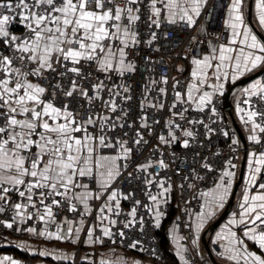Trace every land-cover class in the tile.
<instances>
[{"label":"snow or ice","instance_id":"obj_1","mask_svg":"<svg viewBox=\"0 0 264 264\" xmlns=\"http://www.w3.org/2000/svg\"><path fill=\"white\" fill-rule=\"evenodd\" d=\"M210 2L0 0V227L48 240L93 246L103 245L105 238L125 244L126 230L138 227L142 232L145 218L138 213L141 207L153 216L155 226H160L164 215L160 208L168 202L173 185L170 177L161 178L149 169L170 168L162 149L176 144L185 150L197 144L204 147L197 139L200 128L209 140L217 132L229 137L228 131L214 126L212 115L218 116L214 96L223 95L222 81H234L258 67L264 68V41L246 22L245 0H228L223 25L230 29V35L217 37L216 43L207 40L210 54L191 56L186 80L166 73L153 78L151 66L163 61L145 58L149 76L139 98L141 114L138 119L132 117L133 90L127 78L138 70L136 61L130 58L132 53L141 43L151 47L161 37L167 40L165 26L183 24L192 29L202 13H207ZM254 2L258 23L264 26V0ZM14 26H22L23 32L12 31ZM142 27L147 29V39H142ZM157 30H161L159 35ZM199 31H205V26ZM191 42L201 43L197 37H192ZM153 51L159 52L160 48ZM176 70L183 73L184 67L177 65ZM241 95L236 111L249 127L251 134L247 139L264 147L261 135H257L264 134V81L253 82L242 89ZM165 109L167 118L157 119L156 113ZM202 117H207L208 122ZM161 119L163 130L157 134ZM145 134L155 137L157 143L147 160L137 165L134 172H128L125 179L136 180L144 173L146 188L158 185L155 194L144 193L151 205L136 199L133 192L113 186L129 167L127 162L134 149L149 144ZM237 144L233 138L230 149L235 151L233 146ZM156 153L160 158L154 160ZM168 156L173 162L178 159L175 152ZM193 159L203 161L198 167L215 171L211 160L199 152ZM248 166L249 175L237 210L217 233L223 248L218 255L236 264H264V254L249 250L245 243L246 238L264 250V182L257 180V174L264 169V151L249 153ZM235 167L231 159L227 160L215 187L199 192L205 198L201 207L207 211L197 215V236L215 208L224 207L236 175L230 169ZM174 171L181 177V191L185 182L191 189L195 183L189 181L205 179L192 165L178 166ZM92 182L98 187L92 188ZM95 201L100 203L94 208ZM122 201L131 204L127 213ZM64 213H70L72 218ZM32 221L38 223H29ZM118 225L114 232L113 227ZM232 225L242 226V235L233 231ZM81 233L86 236L84 241ZM173 239L177 241L180 260L190 264L184 255L189 249L179 244L184 237L173 235ZM191 245L195 252L196 238L191 239ZM126 247L149 251L140 240H132ZM151 252L157 255L154 249ZM0 264L20 261L5 256L0 258ZM100 264L141 262L118 257L117 261L101 260Z\"/></svg>","mask_w":264,"mask_h":264},{"label":"built area","instance_id":"obj_2","mask_svg":"<svg viewBox=\"0 0 264 264\" xmlns=\"http://www.w3.org/2000/svg\"><path fill=\"white\" fill-rule=\"evenodd\" d=\"M228 0H211L207 13H202V16L198 18L197 25H194L192 29L184 27L183 24L175 26H165L164 31H168V39L165 40L161 37L157 42H155L151 47H148L146 44L141 43L135 52L132 53L131 57L134 59L138 65V70L134 74H129L127 78V83L132 87L133 105L132 117L138 119L140 109L138 107L139 98L143 91L142 85L145 83L149 72L146 70L149 66L145 64V58L150 57L153 61L163 63H156L151 66L153 78L158 79L161 73H166L169 77H176L180 80H186L191 71L190 58L192 55H201V54H210L211 48L207 45V40H212L213 43L217 42V37H227L229 36L230 29H227L223 25V19L226 18V3ZM255 6V2H254ZM201 26H205V31H199ZM260 32L264 35V27ZM12 31L20 34L23 32L22 26H14ZM161 30H157L158 35ZM211 34V35H210ZM142 39H147V29L141 28ZM192 37H197L201 41L200 44L191 42ZM191 42V51L187 52V57L185 56L186 50L189 49V43ZM159 47L160 51H153L154 48ZM177 65H182L184 67L183 73H180L176 70ZM259 80L264 81V70L259 73ZM115 79V77H114ZM234 81H222L225 87L223 90V95L216 94L214 96V104L217 108V115H212V120L216 121L214 124L218 129H223L224 131L229 132V137H224L222 134L217 132L213 135L210 140L205 138L203 133V128L199 129L201 135L198 136V141H202L204 147H200L199 144L194 145L191 149L185 150L180 144H176L171 148H163L162 151L165 153L164 159L170 164V168L167 170H162L158 166L154 169H149L150 172L159 173L161 178L170 177V182L173 185V190L168 196V202L162 204L160 210L164 213L161 217L160 226L156 227L154 223L153 216L145 208H138V213L140 216L145 218V228L141 230L137 227L133 230H126L128 239L125 241V244H121L119 241L117 243H111L107 238H105V243L103 245H93L90 246L87 243L78 242L70 243L68 241H57L61 244L62 255L69 257V260L64 262H69L71 264H80L82 256L94 258L92 264H100L101 260L113 261L115 259V254L123 253H135L138 258L137 260L146 261L150 264H183L180 260V257L177 255L178 247L177 241L173 239V235L177 237H184V239L179 240V244L183 245L189 251L185 252V259L189 260L190 264H212L208 255L203 248L201 243L200 234L201 232L211 223V216L205 220V228L200 229L198 236L195 230V224L197 222V215L206 209H202L201 205L204 204L203 197L199 196L200 191H208L212 189L216 183L219 182V172L224 168L225 162L229 159L236 165L234 169H230L236 173L232 178L233 184L238 178V165H239V154L243 149L236 130L234 129L233 124L229 119L228 110L231 111L236 123H238L240 129L245 126L243 122L239 119L240 114L236 111V104L243 98L242 95L237 96V93L240 89H244L246 84L240 86H233ZM212 80H209V83H212ZM169 92L171 91V81L167 86ZM210 90V89H208ZM230 101V105H226V96ZM169 101L171 100V95L168 97ZM151 112L152 110H148ZM195 114L193 110V115ZM168 111L165 109L162 113H156V118L160 119L161 117L167 118ZM207 121V117H202ZM259 122V119L258 121ZM151 123V121H149ZM164 120L161 119L160 127L157 128V134L163 130ZM257 135H261L262 143H264V134L257 132ZM145 138L149 140V144L142 149H134V154L127 162L129 167L124 172L117 181L114 182L113 186L118 187L121 190L127 192L131 191L135 194L136 199H140L143 203L151 205V201L145 196L146 191H150L155 194L158 191V185H153L149 188H146L144 185V173L139 174V179L136 180H127L128 172H134L137 165L145 162L147 158L151 155L152 148L156 145L157 141L155 137L148 136L145 134ZM236 139L238 144L233 146L235 151L230 149L232 139ZM246 150H251L252 152L264 151V147L257 145L254 141H246L245 145ZM175 152L178 159L173 162L168 156V153ZM196 152L200 153L201 157H208L215 169V171H206L197 165L203 163L202 160H194L193 156ZM213 153H218V155H213ZM159 153H156L152 156V159H159ZM188 165L196 167V170L201 176H204L205 179L200 181H189L194 182V188H187V183L185 182V188L183 191L178 187L181 183V177L177 175L174 171L176 167L186 168ZM259 182H264V169L262 173L258 176ZM87 182V181H86ZM167 186V184L165 185ZM233 186V185H232ZM92 188L98 187L94 182L91 183ZM232 189L230 190L231 193ZM229 193V195H230ZM229 197V196H228ZM227 197V199H228ZM227 200L225 201V203ZM100 201H95L93 207L95 208ZM224 203V205H225ZM129 201H122V208L124 213H127L130 209ZM236 207L233 201V206L230 212ZM229 212V213H230ZM69 218H72L70 213H64ZM121 220L124 217H120ZM215 219V218H214ZM213 220V219H212ZM211 220V221H212ZM31 224H37V221L29 222ZM120 225L113 227V231H117ZM174 230V231H173ZM216 230V229H215ZM212 232V234L215 232ZM66 231V228H65ZM99 234V233H97ZM212 234H206L208 238L209 248L211 251V246L216 250L217 254L220 253L219 244L215 241H212ZM0 238H5L16 242L19 248H22L20 245L23 244L24 249L27 248V243H31V249L34 250L35 247L40 246L43 240H48L43 237H38L31 235L27 232H16L12 229H5L0 227ZM197 239L196 251H192L191 239ZM86 236L81 233V241H84ZM164 239L167 240L169 248H166L164 245ZM132 240H140L142 242V247L149 249L148 252H142L138 249H130L126 247L127 243H130ZM56 241V240H55ZM63 246V247H62ZM2 245L0 244V250ZM154 249L157 255H152L151 250ZM197 253H199L197 255ZM213 254V252L211 251ZM216 258L215 254H213ZM98 256H102L101 259ZM98 257V258H97ZM218 260V258H216ZM28 264H31L29 262ZM142 264V262H141ZM214 264V263H213Z\"/></svg>","mask_w":264,"mask_h":264},{"label":"crops","instance_id":"obj_3","mask_svg":"<svg viewBox=\"0 0 264 264\" xmlns=\"http://www.w3.org/2000/svg\"><path fill=\"white\" fill-rule=\"evenodd\" d=\"M251 9H252V18H251L252 23L255 26L257 25L258 30H259L260 25L258 23V18L256 16L254 0H252V8ZM246 17H247V13H246ZM246 21H247V19H246ZM263 27L264 26H262V28ZM229 35H230V33H229ZM253 72H255V71H253ZM253 72H251V73H253ZM249 74L250 73H248V75ZM238 78H240V77H238ZM238 78L236 80H239ZM252 83H253V80L248 82L245 87H248ZM241 131L243 133L244 139H246V141H248L247 137H248V135L251 134L249 131V127L243 126L241 128ZM241 145H242V143H241ZM249 153H252V151L242 149V151L239 154L240 157H239L238 172L240 171V168H241L242 163H243V169H242L243 176H242V181L238 186V190H237L235 198H234V204L236 205V207H234V209L227 215V218L225 219V222L223 223L222 227L218 228V230H216L212 234L213 237H211L212 241L217 242L219 244V246H220L221 242L217 241V233H219L225 227V225L228 224L229 220L232 218L233 212H235L237 210L238 204L240 203V199H241V193L244 190L245 184L247 182V176L249 175V166H248ZM253 166L255 167L254 163H253ZM239 174H240V172L238 173V176H239ZM258 176H259V174H257V180H258ZM231 228L233 231H236L238 233V235H241L242 226L232 225ZM247 242H250L251 246H252V244L254 245V246H252V249L249 248V250L257 251L258 254H264V250H260L259 246L255 242L249 241L245 238V243L247 244ZM41 243L42 244L40 246L35 247L34 250L32 251L31 249H33V248L31 247V245H32L31 243H27V248L24 249V246L22 248H19L18 244L12 240L6 239V241H4V242H2V240H1L0 244L2 245V247L0 250V258H3L5 256H9L15 260L20 261V264H28L29 262H31V264H57L54 262V260L58 261V259H56V257L57 256H63L61 253L62 252L61 244L55 240H43ZM222 243L226 244L227 241H223ZM222 251H223V248L220 247V252H222ZM41 252H48V253H50V255L42 256V255H40ZM119 255L122 257L124 256L123 254H119ZM216 258H218V261L225 263V264H236V262H234V261L229 262L226 259V257L216 256ZM62 260H64V261L69 260V257L67 259H62ZM88 264H90V262ZM241 264H243V262H241Z\"/></svg>","mask_w":264,"mask_h":264},{"label":"water","instance_id":"obj_4","mask_svg":"<svg viewBox=\"0 0 264 264\" xmlns=\"http://www.w3.org/2000/svg\"><path fill=\"white\" fill-rule=\"evenodd\" d=\"M252 0H249L247 3V23L253 28L254 33L258 36L259 39H261L262 41H264V35L262 34V32H260L258 30V28L253 25L252 23ZM264 70V68H258L255 72L250 73L249 75H244L242 77L239 78V80H237L233 86H240V85H244L247 84L248 82L256 79V77L259 76V73L262 72ZM226 105H230V101L228 99V95L226 96ZM228 115H229V119L231 121V124H233L234 129L236 130L237 136H238V140H240V142L242 143L243 149H245V145H246V139H244L243 133L238 125V123H236L232 113L230 110H228ZM243 163L242 166L240 168V174L237 178V180L234 182L233 186H232V191L227 199V202L225 203V206L223 208V210L221 211V213L211 221V223L201 232L200 234V239H201V243L203 245V248L206 252V255H208V258L210 259V261L212 262V264H225L222 263L220 261H218L214 255L211 253L210 248H209V243H208V238H206V234H212V232L218 228V226L224 221V219L227 218V215L229 214L232 206H233V201L236 195V192L238 190V186L242 181V176H243Z\"/></svg>","mask_w":264,"mask_h":264},{"label":"rangeland","instance_id":"obj_5","mask_svg":"<svg viewBox=\"0 0 264 264\" xmlns=\"http://www.w3.org/2000/svg\"><path fill=\"white\" fill-rule=\"evenodd\" d=\"M247 2H248V0H245V7H244V12H245V15H246V13H247ZM247 22V21H246ZM250 26V25H249ZM257 26V25H256ZM257 28H258V26H257ZM260 29L261 30H263L262 29V26L260 25ZM259 29V30H260ZM260 30V31H261ZM258 68H260V67H258ZM257 68V69H258ZM254 71H256V70H254ZM209 72H210V74H211V70H209ZM253 72V71H252ZM248 73H251V72H248ZM248 73H245V75H248ZM244 76V75H243ZM241 77V76H240ZM239 79V78H238ZM257 80H259V78L258 77H256V79H254L253 80V82H255V81H257ZM231 81V80H230ZM242 93V89H240L239 90V92L237 93V96H240V94ZM226 200H227V198H226ZM225 200V201H226ZM225 201H224V203H225ZM225 206V205H224ZM224 208V207H223ZM223 208H219V207H217V208H215V210H214V212H213V215L211 216V220L212 219H214V218H216L220 213H221V211L223 210ZM211 220H209L210 222H211ZM225 222V219H224V221L218 226V228H221L222 227V225H223V223ZM206 226L204 225V227L203 228H205ZM218 228L216 229V230H218ZM215 230V231H216ZM241 235H242V230H241ZM213 237V236H212ZM1 240H2V242H4V241H6V239H4V238H0V242H1ZM252 242H254V241H252ZM247 246H248V248H250V249H252V246L250 245V242H247ZM219 248H220V246H219ZM211 251L213 252V254H215L216 256H219L218 254H217V252H216V250L213 248V246H211ZM123 258L125 259V260H137V258H138V256L135 254V253H133V252H131V253H123ZM100 259H101V257L102 256H98ZM97 257V258H98ZM118 257H122V256H120L119 254H115V259L113 260V261H117V258ZM81 258H84V259H82V260H80V264H88L89 262H90V264H92L93 262H94V258L92 259L91 257L89 258V257H86V256H82V257H80V259ZM54 262L55 263H57V264H65V262H64V260H58V261H56V260H54ZM142 262V264H150V263H148V262H146V261H141ZM68 264H71V263H68Z\"/></svg>","mask_w":264,"mask_h":264},{"label":"trees","instance_id":"obj_6","mask_svg":"<svg viewBox=\"0 0 264 264\" xmlns=\"http://www.w3.org/2000/svg\"><path fill=\"white\" fill-rule=\"evenodd\" d=\"M164 245L166 248H169V244H168L167 240H165V239H164ZM252 246H254V245L252 244ZM68 263L69 262H66L65 264H68Z\"/></svg>","mask_w":264,"mask_h":264}]
</instances>
